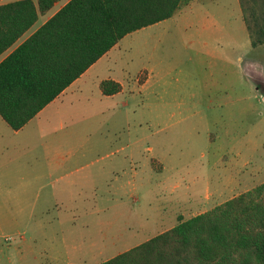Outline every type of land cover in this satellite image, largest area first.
I'll return each mask as SVG.
<instances>
[{
	"label": "rangeland",
	"instance_id": "1",
	"mask_svg": "<svg viewBox=\"0 0 264 264\" xmlns=\"http://www.w3.org/2000/svg\"><path fill=\"white\" fill-rule=\"evenodd\" d=\"M107 64L116 98L86 77L19 130L0 118V264H99L264 182V45L238 0L190 3Z\"/></svg>",
	"mask_w": 264,
	"mask_h": 264
},
{
	"label": "trees",
	"instance_id": "2",
	"mask_svg": "<svg viewBox=\"0 0 264 264\" xmlns=\"http://www.w3.org/2000/svg\"><path fill=\"white\" fill-rule=\"evenodd\" d=\"M60 0L0 6V54ZM193 0H68L0 61V116L19 130L125 35ZM252 47L264 45V0H238ZM103 94L121 90L113 80ZM99 264H264V182Z\"/></svg>",
	"mask_w": 264,
	"mask_h": 264
},
{
	"label": "crops",
	"instance_id": "3",
	"mask_svg": "<svg viewBox=\"0 0 264 264\" xmlns=\"http://www.w3.org/2000/svg\"><path fill=\"white\" fill-rule=\"evenodd\" d=\"M16 1H20V0H0V6L1 5H6V4H9V3H13V2H16ZM36 1L37 0H33V2L36 4ZM68 0H60V1H57L54 3V5L45 13H39L38 12V15H37V20L25 31L21 34V36L18 37V39L10 46L8 47L3 53L0 54V61L3 60L7 55H9L16 47H18L22 42H24L33 32H35L45 21H47L56 11H58ZM199 1H202V0H193L192 2L190 3H193V2H199ZM189 3V4H190ZM187 4V5H189ZM186 5V6H187ZM185 7V6H184ZM171 18V17H170ZM168 19V18H167ZM165 20V19H164ZM18 18L16 17H8L7 19H3V20H0V24L1 25H17L18 24ZM161 21L159 22H156L152 25H149V26H146V27H143L139 30H136L134 32H138L140 30H143L145 28H151L152 26H156L157 24H159ZM244 23V22H243ZM134 32H131L127 35H125L123 38H121L119 40V42H117L111 49H109L103 56H101L98 60H96L89 68H87V70L81 74L77 79H75L67 88H65L63 90V92L61 94H59L53 101H51L49 104H47L44 108H46L47 106H49L50 104L56 102L58 99H60L62 96H64L65 94H67L68 92L71 93V92H74L76 89H80L84 86V84L86 83L85 82V79L86 77H91V78H95V81L99 84L100 86V83L101 81L103 80H113L115 82H118L120 83L121 85V90L115 94H111V95H105L102 93L101 91V94L102 96H104V98L108 99V98H113L117 95L120 94V92H122L123 88H124V84L123 82L121 81V79L119 78V76H108V77H104V78H101L98 76V73L100 72L102 66H107L109 67V65L107 64L108 63V59L111 57V55L113 54V52L115 51L116 48H120L121 46V42L123 40H125V38L131 34H133ZM141 82V81H140ZM139 82V85L140 87L144 88L145 86V83L143 82L142 84H140ZM72 99H70V101H72ZM43 108V109H44ZM0 118L2 119V117L0 116ZM3 120V119H2ZM4 121V120H3ZM5 122V121H4ZM21 129V128H20ZM105 141L104 139H96L95 141H91V144L89 145V149L92 150V151H97V148H99V145H102V144H105ZM130 143H127L125 146H122L123 148V151L124 153L119 157L121 158L120 160L118 161H113L111 162V166H109L110 168H115V165L116 163L118 164H122L121 161L125 162L126 160L128 161H131L132 159V150H131V147L129 146ZM125 148H127V151L125 152ZM112 154L114 153L113 151L111 152ZM109 168V169H110ZM53 170L55 173H58V172H61L58 177H63V172L68 170V166H67V163H57L54 167H53ZM102 171V174H106V176H108V172L105 170V169H102L100 170V168L98 169V171L96 172L97 173V176H99V174L101 173ZM95 173V174H96ZM52 172L50 171V175L51 176ZM98 178V177H97ZM94 179V178H92ZM49 182L46 183L47 186H49V189L50 191L55 195L56 194V189L57 190H65L67 189L68 187L66 185H72V184H79L82 179H79V182H78V179L76 180H70V179H48ZM81 184V183H80ZM56 185L59 186V188L56 187ZM54 188V190H53ZM226 189V188H224ZM216 191H219V192H223V189H218ZM215 191V192H216ZM214 192V193H215ZM129 249V248H128ZM106 259H109V258H106ZM105 259V260H106Z\"/></svg>",
	"mask_w": 264,
	"mask_h": 264
}]
</instances>
